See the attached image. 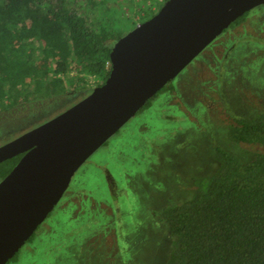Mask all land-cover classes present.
<instances>
[{"label":"rangeland","instance_id":"374dc122","mask_svg":"<svg viewBox=\"0 0 264 264\" xmlns=\"http://www.w3.org/2000/svg\"><path fill=\"white\" fill-rule=\"evenodd\" d=\"M115 7L109 11L113 30L125 34L139 23L133 2L124 4L125 13ZM95 84L90 78L86 86ZM167 84L175 87L172 94L153 96L76 170L72 188L85 196L79 193L78 203L62 196L5 264H166L173 237L159 212L192 195L193 177L213 173L216 147L243 161L264 151L228 137L234 118L264 108V7L217 37ZM51 101L2 111L0 144L78 100Z\"/></svg>","mask_w":264,"mask_h":264},{"label":"trees","instance_id":"16d2710c","mask_svg":"<svg viewBox=\"0 0 264 264\" xmlns=\"http://www.w3.org/2000/svg\"><path fill=\"white\" fill-rule=\"evenodd\" d=\"M132 2L138 6L135 17L141 12L139 22L162 3L154 11L144 0H0V114L32 101L80 100L83 91L92 90L86 86L90 78L102 84L110 71L111 47L123 35L112 28L110 8L118 5L125 13L124 4ZM262 7L245 12L224 31ZM251 114L234 118L228 137L264 146V108ZM259 151L243 161L216 147L213 173L193 177L192 195L159 212L173 237L166 264H264V151ZM20 156L0 162V179Z\"/></svg>","mask_w":264,"mask_h":264},{"label":"water","instance_id":"95a60500","mask_svg":"<svg viewBox=\"0 0 264 264\" xmlns=\"http://www.w3.org/2000/svg\"><path fill=\"white\" fill-rule=\"evenodd\" d=\"M264 0H164L114 41L102 84L51 118L0 144V264L61 199L76 170L239 16Z\"/></svg>","mask_w":264,"mask_h":264},{"label":"flooded vegetation","instance_id":"af4514ba","mask_svg":"<svg viewBox=\"0 0 264 264\" xmlns=\"http://www.w3.org/2000/svg\"><path fill=\"white\" fill-rule=\"evenodd\" d=\"M225 31H223L221 34H223ZM220 34V35H221ZM220 35H218L217 37H219ZM217 37L213 40V41H211L207 46H210L216 39H217ZM207 46L205 47V48H207ZM205 48L197 55V56H199V57H201L202 56V52L205 50ZM196 56V57H197ZM195 57V58H196ZM187 66V65H186ZM173 88H175L174 86H173ZM172 88H164V89H159V91L156 93V95L158 94V93H160V92H165V93H169V94H172ZM140 111V110H139ZM138 111V112H139ZM41 123V122H40ZM28 129H30V128H28ZM28 129H26V130H28ZM25 129L23 130V131H21L19 134H21V133H23L24 131H26ZM19 134H17L16 136H18ZM15 136V137H16ZM107 142V141H106ZM22 155V154H21ZM87 160V159H86ZM96 167H100V165H98V164H96L95 165ZM101 169H103L102 167H100ZM105 169V171H106V174H107V177H108V183H109V185L112 187V185H113V182H114V177H113V175L111 174V172L109 171V170H107L106 169V167L104 168ZM75 174V173H74ZM74 177V175L72 176V178ZM72 178H71V180H72ZM71 180H70V183H69V185L67 186V188H66V190L64 191V193H63V197L65 198V197H67L66 198V200L67 201H71V202H73V203H78L79 202V200H78V196H79V193L80 192H77L76 190L77 189H74V188H72V184H71ZM79 191V190H78ZM78 194V195H77ZM80 194H82V195H84L83 194V191H81V193ZM85 196V195H84ZM79 209V208H78Z\"/></svg>","mask_w":264,"mask_h":264},{"label":"built area","instance_id":"2783aa9c","mask_svg":"<svg viewBox=\"0 0 264 264\" xmlns=\"http://www.w3.org/2000/svg\"><path fill=\"white\" fill-rule=\"evenodd\" d=\"M136 1H142V0H136ZM147 4L151 5V8L154 9V5L159 2H163L164 0H144Z\"/></svg>","mask_w":264,"mask_h":264}]
</instances>
